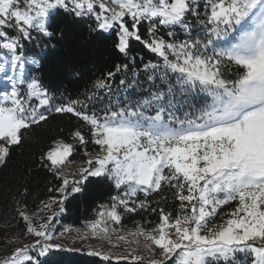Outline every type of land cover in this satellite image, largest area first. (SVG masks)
Segmentation results:
<instances>
[{
  "label": "snow or ice",
  "instance_id": "snow-or-ice-1",
  "mask_svg": "<svg viewBox=\"0 0 264 264\" xmlns=\"http://www.w3.org/2000/svg\"><path fill=\"white\" fill-rule=\"evenodd\" d=\"M58 9L93 21V32L114 36L115 50L133 67L117 63L83 99L54 104L39 77H26V64L39 66L40 59L25 55L24 44L54 37L50 29ZM197 28L203 34L192 36ZM180 33L188 38L178 39ZM133 41L154 57L139 58L147 94L90 109L100 92L112 94L110 81L118 74L120 85L135 87L140 72L130 55ZM129 71L133 81L126 79ZM0 73V166L52 112L75 117L89 129L88 138L76 128L73 143L57 140L39 157L59 183L36 213L18 202L17 215L33 239L19 247L18 239L11 241L0 264H43V257L61 249L54 221L89 177L106 178L118 191L89 222L93 235L110 240L117 230L108 222H121L119 209L158 215L151 228L137 224L130 233L129 243L149 253L147 264H264V0H0ZM74 144L85 149V159L66 172L76 163L69 160ZM162 190L178 201L175 214L163 207V195L155 207L148 199ZM141 194L144 199H137ZM232 202L215 223L219 210ZM89 255L109 262L113 256L97 250ZM145 259L116 257L131 264Z\"/></svg>",
  "mask_w": 264,
  "mask_h": 264
},
{
  "label": "trees",
  "instance_id": "trees-1",
  "mask_svg": "<svg viewBox=\"0 0 264 264\" xmlns=\"http://www.w3.org/2000/svg\"><path fill=\"white\" fill-rule=\"evenodd\" d=\"M89 25L94 27L93 21L74 18L62 9H58L52 18L50 29L54 37L40 36L37 42L24 44L25 55L40 59L39 66H29L30 75L39 77L43 87L54 94V104L77 97L83 99L85 93L90 94L93 91L94 81L105 76L117 63H129L130 69L133 67L132 63L115 50L114 36L93 32ZM144 30L142 27L141 32L143 33ZM198 31H200L198 28L194 29L192 36ZM33 35L37 34L33 33ZM177 38L183 40L188 36L180 33ZM130 55L136 57L135 65L140 72V75L135 78V87L125 88L124 85H120L119 81L122 77L118 74L110 81L112 94L100 92L101 99L90 105V109L99 111L109 100L113 105L124 104L127 102L126 97L137 99L147 94L149 85L145 81L139 58L143 56L144 61H148L154 57L140 42L136 41L131 44ZM126 79L133 81L131 71ZM76 128H79L88 138L89 129L82 121L67 114L52 112L48 115L46 122L33 126L25 133L22 145L14 147L7 164L0 166V259L11 252L13 245L10 242L13 240L9 238L12 234L16 233L19 237L26 234L25 225L17 215L18 202L21 206L27 205L26 211L29 214L36 213L42 206L41 202L52 195L49 189L59 183L47 168L40 166L39 157L53 147L57 140L73 143L70 133ZM74 147L76 150L69 160L74 159L76 163L70 164L71 169H65L66 172L75 171L80 166V162L85 159L83 155L85 149L79 144H74ZM87 150L94 151V146L89 143ZM80 187L82 189L80 192L69 196L64 202V211L59 214L57 222L60 227L66 225L75 227L82 237L88 238L91 236L89 222L96 220L101 205L110 204V198L117 195L118 191L103 177H89ZM25 188L26 196L22 195ZM162 195L167 198L163 204L165 210L175 214L178 201L170 190L153 193L148 199L153 201V207H155V201H159ZM137 199L142 200L144 197L141 194ZM119 211L122 217L121 222L112 223V226L119 229L120 234H130L135 231L137 224L151 228L159 222L158 215L150 211L138 210L135 213L125 212L123 209ZM145 221L151 223H145ZM138 249L140 255L146 258L144 264H147L149 253L145 252L141 245ZM89 252L84 249L61 248L49 252L42 261L43 264H131L130 261L118 262L115 256L117 252L114 249L112 252L116 253H113L110 262L104 261L102 256L89 255Z\"/></svg>",
  "mask_w": 264,
  "mask_h": 264
},
{
  "label": "rangeland",
  "instance_id": "rangeland-1",
  "mask_svg": "<svg viewBox=\"0 0 264 264\" xmlns=\"http://www.w3.org/2000/svg\"><path fill=\"white\" fill-rule=\"evenodd\" d=\"M198 33L200 35H202L201 31H198ZM198 33H196L193 36H196ZM184 39H187V38H184ZM29 57H33V56H29ZM31 65H32L31 63L26 64V77L29 79L32 77L30 75V72H29V66H31ZM3 75H4L3 73H0V78H2ZM24 87H26V86H22V89ZM33 103H36V101L33 100ZM70 169H71V167L68 165L66 170H70ZM234 204H235V202H232V204L223 206L219 210L214 222L217 224L221 223V217L224 215L225 212L230 211L232 209V207L234 206ZM97 219H98V216H97L96 220ZM54 225H55V232H54L55 242L60 243L62 245V248L84 249V250H88L90 252L93 250H97V251H101L102 253L103 252H109L112 254L113 253L115 254L117 252L115 256H124V255H129V254L140 255L138 245L134 242L129 243V241L134 240L133 236H131L130 234L124 235V234L118 233L119 229H117L116 227H113L111 221L108 222V226L110 228H115L117 231L115 233L110 234V240H109V238H106L103 233L98 232L96 235H93L91 232V229L89 230L91 232V236L88 238H84L80 234L79 230L73 226H67L66 225L64 227H60L57 220L54 221ZM119 235L125 236V240L118 241L117 237ZM9 239L10 240H14V239L17 240L18 239L19 243L16 245V247H19L24 243L31 242L33 238L27 234H25L22 237H19L15 233V234H12ZM117 244L119 246H115ZM113 249L116 252H112Z\"/></svg>",
  "mask_w": 264,
  "mask_h": 264
}]
</instances>
